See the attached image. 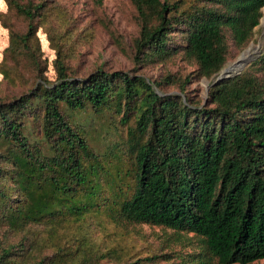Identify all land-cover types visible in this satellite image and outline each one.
<instances>
[{
	"label": "trees",
	"instance_id": "16d2710c",
	"mask_svg": "<svg viewBox=\"0 0 264 264\" xmlns=\"http://www.w3.org/2000/svg\"><path fill=\"white\" fill-rule=\"evenodd\" d=\"M5 1L26 22L16 30L0 12L10 32L0 72L13 81L9 59L41 70L37 31L48 18L44 2ZM131 2L138 63L181 56L198 79L225 69L230 38L239 49L250 44L264 8V0ZM58 53L54 81L38 73L26 92L0 100V264H160L158 255L103 247L94 224L104 239L108 222L192 234L199 251L167 264L264 259V52L203 100L172 74L163 82L178 93L120 70L75 77Z\"/></svg>",
	"mask_w": 264,
	"mask_h": 264
},
{
	"label": "rangeland",
	"instance_id": "374dc122",
	"mask_svg": "<svg viewBox=\"0 0 264 264\" xmlns=\"http://www.w3.org/2000/svg\"><path fill=\"white\" fill-rule=\"evenodd\" d=\"M35 2L45 3L48 18L47 23H39L37 31L40 39V53L37 55L41 70L26 60L18 64L7 60L8 64L15 66L12 74L14 80L9 81L0 72V100H10L26 92L39 79L38 73L54 81L58 76L55 59H60L59 49L69 75L85 77L92 71L103 68L110 72L120 70L133 76H144L153 82H163L168 74H172L176 79L184 80L186 94L189 97L199 100L205 98L209 84L218 76L198 79L193 75L197 69L196 63L181 56L158 64L138 63L134 42L139 36L140 27L137 10L131 0H35ZM0 12L6 14L5 23L14 29L22 31L26 28V22L9 11L5 0H0ZM9 44V29L0 20V63L4 61L5 50ZM251 48H255L251 54L254 57L252 62L259 57V52H264V8L260 24L255 28L253 40L246 48H237L230 38V55L225 68L237 63ZM255 73L262 76L258 70ZM180 89L179 84L164 82L162 87L157 88L161 93H178ZM105 225L110 235L106 234L104 239L95 224L94 230L103 247L107 246L108 250L113 248L112 254L121 256L126 251H133L137 256L154 254L159 256L156 260H160V264H167L164 259L179 262L180 258H175L177 254L199 251L197 239L194 237L188 239V236H192L190 233L181 232L179 235L173 229L154 224L116 226L108 222ZM101 264L120 263L103 258ZM250 264H264V259Z\"/></svg>",
	"mask_w": 264,
	"mask_h": 264
},
{
	"label": "water",
	"instance_id": "95a60500",
	"mask_svg": "<svg viewBox=\"0 0 264 264\" xmlns=\"http://www.w3.org/2000/svg\"><path fill=\"white\" fill-rule=\"evenodd\" d=\"M261 53L259 52L258 55H260ZM256 57V55H255ZM254 57L252 55L248 56V57H245L244 58V54L241 56V58L237 61V64H239V68L233 72V73H230L227 71V69H223L219 75L217 76V78L212 82V84H209L208 87H210L211 85H215L217 83H219V81H221L224 77H231L235 74H239L241 72V70L251 62V60L253 59Z\"/></svg>",
	"mask_w": 264,
	"mask_h": 264
},
{
	"label": "bare ground",
	"instance_id": "6f19581e",
	"mask_svg": "<svg viewBox=\"0 0 264 264\" xmlns=\"http://www.w3.org/2000/svg\"><path fill=\"white\" fill-rule=\"evenodd\" d=\"M254 49H255V48H251V49L247 50V51L245 52V54H244V58L250 56V55L252 54V51H253ZM239 66H240L239 64L235 63V64L230 65V66H229L228 68H226V69H227L228 72L233 73V72H235V71L239 68Z\"/></svg>",
	"mask_w": 264,
	"mask_h": 264
}]
</instances>
